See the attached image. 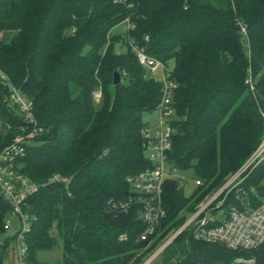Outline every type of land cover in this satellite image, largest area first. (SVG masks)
Instances as JSON below:
<instances>
[{
    "label": "trees",
    "instance_id": "trees-1",
    "mask_svg": "<svg viewBox=\"0 0 264 264\" xmlns=\"http://www.w3.org/2000/svg\"><path fill=\"white\" fill-rule=\"evenodd\" d=\"M125 20L133 29L122 35L165 68L173 63L168 163L202 182L188 197L164 183L166 217L142 256L139 208L120 204L132 197L125 179L149 166L142 115L155 109L162 86L113 33ZM0 71L31 100L43 129L33 140L40 145L20 159L21 173L40 185L27 202L23 264H47L41 254L54 249L55 264H139L183 223L179 212L219 187L264 135V0H0ZM8 85L0 79V150L29 128ZM7 213L0 198V236ZM183 234L192 253L175 264L221 257L222 249ZM6 251L0 242V264Z\"/></svg>",
    "mask_w": 264,
    "mask_h": 264
},
{
    "label": "built area",
    "instance_id": "built-area-1",
    "mask_svg": "<svg viewBox=\"0 0 264 264\" xmlns=\"http://www.w3.org/2000/svg\"><path fill=\"white\" fill-rule=\"evenodd\" d=\"M124 24L126 33L133 29L128 20H125ZM241 32L245 33L243 27ZM122 37L141 68L152 75L158 70L161 71L160 79L155 80L162 86L160 101L154 109L158 114V124L151 130L146 124L141 131L144 157L149 166L137 175L125 179L132 197L120 204L124 212L131 205L139 208L138 219L145 225V229L138 240L146 243L143 250L146 251L156 241V231L166 217L162 199L164 183L172 180L180 188L184 187V179L174 180L170 177V172L174 168L168 163L172 133L170 123L174 117L172 101L176 85L170 79V74L166 73L165 66L149 57L143 46L138 45L128 35ZM0 79L9 84L10 101L17 107L22 120L29 127L27 132L16 136L0 150V198L9 208L11 215L20 218L21 228L15 236V247L18 263L23 264L26 252L24 235L29 229L27 202L38 192L40 185L21 173L20 159L24 156L28 143L42 133L43 129L37 126L31 100L14 88L1 71ZM92 99L95 104L99 103L100 90L93 92ZM263 158L264 135L249 159L234 173L228 175L219 187L206 192L195 203L192 211L183 215V223L168 231L156 243L153 252L142 264H151L183 233L190 234L196 242L215 246L224 252L218 259L200 261L197 264H264V203L250 205L249 191L243 186L244 180L248 177L247 171ZM59 180L65 181L57 176L51 179ZM191 180L194 188L202 186L199 179ZM21 245L22 250L19 249Z\"/></svg>",
    "mask_w": 264,
    "mask_h": 264
},
{
    "label": "rangeland",
    "instance_id": "rangeland-1",
    "mask_svg": "<svg viewBox=\"0 0 264 264\" xmlns=\"http://www.w3.org/2000/svg\"><path fill=\"white\" fill-rule=\"evenodd\" d=\"M125 31H126V27L124 23L117 25L113 29V33L116 35H122L123 33H125ZM125 49L126 47L123 45L121 47L120 46L117 47V50L120 52L124 51ZM165 70H166V73L172 74L174 70L173 63L168 62ZM145 76L148 79L159 80L161 77V71L158 70L154 75H152L149 71L145 70ZM10 105L13 106L12 103ZM142 120L145 124L148 125L150 130L154 129V126L158 124L157 111L153 110L150 113H144L142 115ZM39 145H40V142L38 141H33V142L28 143V146L30 148H35V147H38ZM255 150L256 149H254V151ZM254 151L245 159V161L241 164V166L249 159V157L254 153ZM263 166H264V158L260 160V162L256 163L255 167H251L250 170L247 171L248 177L244 180V182H246V185H251L249 186L248 190H249V197H250V205L252 206H256L259 203H264V170H263L264 168ZM190 176L191 174L189 172H180L175 169L171 170L170 172V177L172 179L174 180L184 179L183 181L184 187L182 190H183L184 196H187V197L190 196V194L194 191V186L192 184V180ZM257 193H261L262 196L261 197L257 196ZM197 195H199V193H197ZM184 213H185V210L180 211L178 214V217L179 218L183 217ZM4 224L6 225V228H4L0 236V242L2 244L7 242V251L5 252L7 257H5L4 259V264H19L18 259H17L16 247H15V236L21 228L20 218L18 216H14V215L7 213L5 220H4ZM19 243H21V241H19ZM12 248H14V250ZM19 249L20 250L23 249L22 245L19 246ZM153 250L147 253L142 258V260L139 262V264H142L145 261V259H147L149 255L153 252ZM142 252L144 251L140 252L141 256L143 255ZM190 252L192 253V248L188 244L186 234H182L180 237L174 240V242H172L163 251L161 255L155 258L151 264H163L165 262H170V263L175 264V263L187 260L189 258L188 255L190 254ZM221 253L224 254V252L222 251ZM59 255H60L59 250L54 249L50 252L42 253L41 258H43L44 263L46 262L47 264H55V261L59 259ZM198 262H196L195 264H197Z\"/></svg>",
    "mask_w": 264,
    "mask_h": 264
},
{
    "label": "water",
    "instance_id": "water-1",
    "mask_svg": "<svg viewBox=\"0 0 264 264\" xmlns=\"http://www.w3.org/2000/svg\"><path fill=\"white\" fill-rule=\"evenodd\" d=\"M120 82V78H119V74L117 72L114 73L113 75V85H117ZM257 196L261 197L262 194L261 193H257Z\"/></svg>",
    "mask_w": 264,
    "mask_h": 264
}]
</instances>
